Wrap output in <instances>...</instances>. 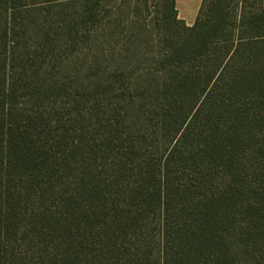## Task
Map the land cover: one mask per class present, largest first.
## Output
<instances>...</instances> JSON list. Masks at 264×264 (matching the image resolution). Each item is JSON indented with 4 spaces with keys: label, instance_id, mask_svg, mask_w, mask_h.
Segmentation results:
<instances>
[{
    "label": "rangeland",
    "instance_id": "rangeland-1",
    "mask_svg": "<svg viewBox=\"0 0 264 264\" xmlns=\"http://www.w3.org/2000/svg\"><path fill=\"white\" fill-rule=\"evenodd\" d=\"M166 2L0 0V264H216L219 89L180 100Z\"/></svg>",
    "mask_w": 264,
    "mask_h": 264
},
{
    "label": "trees",
    "instance_id": "trees-1",
    "mask_svg": "<svg viewBox=\"0 0 264 264\" xmlns=\"http://www.w3.org/2000/svg\"><path fill=\"white\" fill-rule=\"evenodd\" d=\"M164 23L177 36L168 61L180 100L193 110L211 83L219 89L213 147L202 150L220 171L219 192L206 196V216L216 228V264L264 259V0H202L193 25L166 0ZM186 136V134H185ZM205 176L202 175L200 185ZM162 195L159 192L157 201ZM203 216V215H202ZM192 220V218H190ZM205 240L207 235L203 232ZM172 264H197L189 251Z\"/></svg>",
    "mask_w": 264,
    "mask_h": 264
},
{
    "label": "crops",
    "instance_id": "crops-1",
    "mask_svg": "<svg viewBox=\"0 0 264 264\" xmlns=\"http://www.w3.org/2000/svg\"><path fill=\"white\" fill-rule=\"evenodd\" d=\"M179 3V0H177V4Z\"/></svg>",
    "mask_w": 264,
    "mask_h": 264
}]
</instances>
